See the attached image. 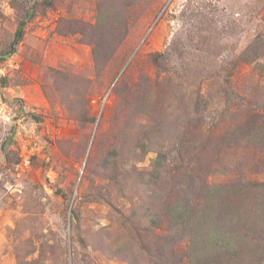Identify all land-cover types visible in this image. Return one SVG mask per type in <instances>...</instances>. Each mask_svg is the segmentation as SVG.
Returning a JSON list of instances; mask_svg holds the SVG:
<instances>
[{"label":"rangeland","instance_id":"obj_1","mask_svg":"<svg viewBox=\"0 0 264 264\" xmlns=\"http://www.w3.org/2000/svg\"><path fill=\"white\" fill-rule=\"evenodd\" d=\"M22 19L0 57V264L172 263L146 210L210 158L209 184L260 202L264 0H0V54ZM207 136L218 155L191 160Z\"/></svg>","mask_w":264,"mask_h":264},{"label":"trees","instance_id":"obj_2","mask_svg":"<svg viewBox=\"0 0 264 264\" xmlns=\"http://www.w3.org/2000/svg\"><path fill=\"white\" fill-rule=\"evenodd\" d=\"M25 22V19L18 22L9 49L0 54L1 58L9 57L15 52L16 45L22 38ZM250 136L251 134L242 137L250 140ZM206 138L208 141L203 140L199 146L195 144L189 149L191 160H199L203 154L211 157L218 155L223 142L210 136ZM156 157L154 167L159 168L164 157L161 152H157ZM211 162L212 158L206 159L205 166L197 169L199 174H203L200 183L194 181L198 179V174H194L193 179L189 175L184 183H177L189 191L190 198L180 196L181 199H172L159 212L146 210V213L150 212V227L164 231V223L171 231L168 237L164 235L161 238H165V245L169 244L168 254H164L160 248L159 238H156L153 251L160 260L168 261L166 256L170 257L173 262L168 261V264H262L264 196L252 206L246 203V196L239 188L244 185L243 181L209 184L207 177L211 174ZM248 185L259 186L254 183ZM181 244L185 245L184 253L177 255L174 250L179 249Z\"/></svg>","mask_w":264,"mask_h":264}]
</instances>
